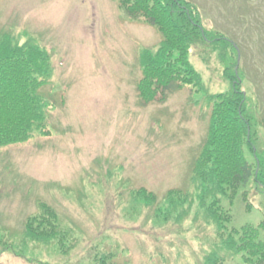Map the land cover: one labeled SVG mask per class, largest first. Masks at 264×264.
I'll return each mask as SVG.
<instances>
[{"label": "rangeland", "instance_id": "obj_1", "mask_svg": "<svg viewBox=\"0 0 264 264\" xmlns=\"http://www.w3.org/2000/svg\"><path fill=\"white\" fill-rule=\"evenodd\" d=\"M187 1L206 28L240 46L236 69L258 105L263 146L264 0ZM6 36L46 49L53 70L38 88L49 135L0 147V239L29 259L4 251L0 264H96L95 255L109 253L115 264H203L216 236L203 215L194 221L196 204L179 206L166 221L156 211L170 191L196 198L193 163L212 107L205 92L188 87L164 102L141 101L139 55L157 48L158 30L129 18L116 0H0V40ZM221 54L202 44L189 54L208 94L230 88ZM225 55L238 60L237 52ZM143 188L154 193L153 207L133 194ZM253 188L251 208L239 198L231 207V226L264 222V193ZM40 202L56 210L72 245L22 242Z\"/></svg>", "mask_w": 264, "mask_h": 264}, {"label": "trees", "instance_id": "obj_2", "mask_svg": "<svg viewBox=\"0 0 264 264\" xmlns=\"http://www.w3.org/2000/svg\"><path fill=\"white\" fill-rule=\"evenodd\" d=\"M116 1L129 18L143 20L161 34L156 49L140 51L142 78L137 91L141 101L164 102L170 94L188 87L205 92L212 107L206 138L193 163L196 198L188 199L190 193L181 190L170 191L163 200L166 204L161 203L163 208L156 212L163 213L165 216L161 220L166 221L167 215L177 213L179 206L192 203L194 207L196 204L194 221L203 215L205 223L213 226L216 236L212 243L214 248L203 264H226L228 260H238L237 264H264V222L231 226L234 202L239 198L251 208L250 186L255 192L264 193V145L257 146L262 119L256 115L257 103L252 102L242 88L237 59L225 55L229 50L236 53V43L225 34L206 28L199 8L187 0ZM199 44L224 53L221 54L224 75L230 82L227 91L206 92L203 78L189 57L191 49ZM52 70L46 49L30 41L20 44L7 36L0 40V147L22 144L34 133L49 135L48 104L38 88L49 82ZM133 194L144 204L155 205L154 193L143 188ZM21 239L24 244L55 243L58 248L62 245L66 248L72 238L61 226L56 210L40 202L37 212L27 217ZM0 243V253L11 251L29 260L14 244L2 239ZM112 258L109 253L95 255L93 259L96 264H115Z\"/></svg>", "mask_w": 264, "mask_h": 264}]
</instances>
